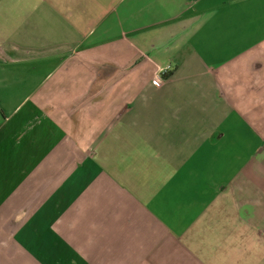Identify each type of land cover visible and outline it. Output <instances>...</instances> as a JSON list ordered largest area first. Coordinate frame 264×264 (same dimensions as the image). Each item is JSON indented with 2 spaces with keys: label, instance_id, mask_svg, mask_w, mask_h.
Wrapping results in <instances>:
<instances>
[{
  "label": "crops",
  "instance_id": "crops-1",
  "mask_svg": "<svg viewBox=\"0 0 264 264\" xmlns=\"http://www.w3.org/2000/svg\"><path fill=\"white\" fill-rule=\"evenodd\" d=\"M0 264H264V0H0Z\"/></svg>",
  "mask_w": 264,
  "mask_h": 264
},
{
  "label": "built area",
  "instance_id": "built-area-1",
  "mask_svg": "<svg viewBox=\"0 0 264 264\" xmlns=\"http://www.w3.org/2000/svg\"><path fill=\"white\" fill-rule=\"evenodd\" d=\"M172 70L171 68V65H168L166 67H162V68H159L156 76H155V81L157 83H161L163 81V78L168 74L170 73V71Z\"/></svg>",
  "mask_w": 264,
  "mask_h": 264
}]
</instances>
